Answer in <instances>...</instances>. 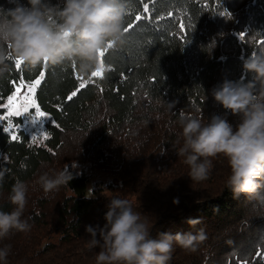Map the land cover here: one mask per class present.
Wrapping results in <instances>:
<instances>
[{
	"label": "trees",
	"instance_id": "16d2710c",
	"mask_svg": "<svg viewBox=\"0 0 264 264\" xmlns=\"http://www.w3.org/2000/svg\"><path fill=\"white\" fill-rule=\"evenodd\" d=\"M127 2L125 26L133 27L122 44L101 57L112 69L103 78L82 77L76 64L28 70L9 60L0 67V115L21 79L30 84L43 71L35 102L47 117V139L41 143L31 142L21 130L11 138L0 123V211L12 210V184L29 183L70 133L86 138L87 149L78 150L79 158L89 153L85 160L93 167L117 177L108 196L88 188L87 179L70 170L73 178L58 191L47 196L37 191L31 199L35 206L24 213L30 229L18 232L13 246L0 243V248L10 246L0 264H94L98 249H89L85 226H103L108 198L126 195L134 196L129 199L133 206L153 224V237L205 230L207 239L195 252L174 245L169 264H264V209L253 208L243 194L235 199L225 187L227 161L216 158L209 178L196 183L176 152L182 146L181 112L199 116L202 109L206 120L227 115L233 126L238 122L214 101L211 90L224 79H251L242 72V57L264 50V0ZM0 5L12 7L7 0ZM135 15L142 19L136 21ZM186 18L188 30L181 28ZM81 83L85 87L69 101ZM119 163L122 167L114 169ZM193 219L200 222L189 224ZM31 232L43 241L28 244Z\"/></svg>",
	"mask_w": 264,
	"mask_h": 264
},
{
	"label": "clouds",
	"instance_id": "9594fccd",
	"mask_svg": "<svg viewBox=\"0 0 264 264\" xmlns=\"http://www.w3.org/2000/svg\"><path fill=\"white\" fill-rule=\"evenodd\" d=\"M7 3L12 7L0 5V67H6L11 60L19 61L28 70L76 64L82 77L111 71L109 65L101 63L99 53L123 43L129 13L127 0ZM242 72L251 74V79L245 82L243 75L237 80L224 79L211 90L214 101L226 113L238 117L235 126L227 115H213L206 120L202 109L199 116L181 112L182 146L176 152L184 158L189 168L187 175L196 183L207 180L213 161L222 157L228 167L225 187L233 197L239 199L243 194L253 208L264 209V50L242 57ZM3 177L0 172V181ZM72 178L65 170L43 172L35 185L47 196ZM28 194L29 183L17 180L12 184L8 195L12 210L0 211V240L30 229L24 218ZM108 201L103 226H85L89 249H98L94 264H169L174 245L195 252L207 239L203 228L195 233L161 232L153 237V224L129 199L112 196ZM173 203L178 204V198ZM199 222L188 221L191 225ZM9 252L10 246L0 248V262L6 261Z\"/></svg>",
	"mask_w": 264,
	"mask_h": 264
},
{
	"label": "rangeland",
	"instance_id": "374dc122",
	"mask_svg": "<svg viewBox=\"0 0 264 264\" xmlns=\"http://www.w3.org/2000/svg\"><path fill=\"white\" fill-rule=\"evenodd\" d=\"M39 78V77H37ZM36 78V79H37ZM26 84V83H24ZM20 86V83H18L15 87L13 92L15 91L16 87ZM27 90L23 87H21V95H23ZM13 92L10 94L12 95ZM8 103L7 98L4 100L1 107L4 109V113L0 116H4L5 119L3 121H0L1 125L4 127V129L10 134V137H16L18 132L21 130L23 133L27 135L29 140L33 143H41L44 140L45 130H44V123L47 120V117L40 118V121H37L36 123H32L29 117H35L36 115V102L35 107L29 106V110L27 113H23L22 115H11L9 116V111H15V108L17 105H13L12 109H9L5 107V105ZM21 112H23V109H21ZM70 135V136H69ZM67 137L63 140L62 146L60 149H58L53 156V159L47 163L42 165L39 170L35 173L31 181L29 182V194H28V205L27 207H34L33 203H31V199L34 195L37 194V191H41L38 185H35L36 178L42 174L43 172H49L50 174L54 172H58L61 170L65 171H72L75 174H81L87 179V186L88 188L97 189V191H101V193H104L105 195L113 194L115 190H110L111 186L117 184L116 176L112 175L111 172L107 171L103 167H93L92 162L85 160L88 158V154H84L82 157L79 158L78 150H84V148L87 149V142L86 138L82 139L81 136H77L75 138L76 134H69ZM74 139V140H73ZM73 147H76L73 151ZM94 157V156H92ZM122 164H117V167L114 166L113 168L116 170H119L120 166ZM160 184V183H159ZM111 185V186H109ZM166 186V184H164ZM172 190V187L171 189ZM89 193V191H88ZM123 198L128 199H134V196L130 197L129 195H126V197L123 196ZM26 207V209H27ZM146 207V206H145ZM148 213L151 214L153 209L152 205L148 207ZM26 211V210H25ZM38 234V233H37ZM34 232H31V236L29 235V242L39 243V238L35 237ZM19 240V234L18 232H14L11 234L8 238H5L3 240H0V243L2 245H11L13 246L15 242ZM25 251V250H24Z\"/></svg>",
	"mask_w": 264,
	"mask_h": 264
},
{
	"label": "snow or ice",
	"instance_id": "6c2138e0",
	"mask_svg": "<svg viewBox=\"0 0 264 264\" xmlns=\"http://www.w3.org/2000/svg\"><path fill=\"white\" fill-rule=\"evenodd\" d=\"M144 11L147 12L149 9V5L147 3H145L143 5ZM142 19L141 15H135V20L136 21H140ZM133 27V25L131 23H128L125 26V33L129 32V30ZM181 28H183L184 30H188L191 28V24L187 21V18L185 19V23L181 25ZM264 43V42H262ZM111 48V47H109ZM106 48L105 50H103L102 52L99 53V55L102 57L104 55V53L107 51ZM102 64L103 61H101ZM15 65L17 67L21 66V63L19 61H15ZM111 68V66H110ZM112 70V69H111ZM103 71H98V72H93L92 73V77H101L103 78ZM45 73L43 71L39 72V78L35 79L32 83L30 84H24L23 83V79H21L20 82V86L16 87L15 91L13 92L12 95H9L7 97V101L8 103L5 105V107L12 109L13 105H17V107L15 108V111H9L8 115H22L23 113H27L29 110V106H33L35 107V89L37 86L40 85L41 80L43 79ZM21 87L25 88L27 91L21 95ZM85 87V83H81L79 85V87L76 89V91H73L71 93V95H69L67 97V99L70 101L72 100L73 97H75L77 95V93L83 89ZM21 109H23V112H21ZM46 116V113L44 111H41L39 109V107H36V115L35 117H29V119L31 120L32 123H36L37 121H40V118H43ZM5 119L4 116H0V121H3ZM15 138V137H13ZM45 139H47V137H44Z\"/></svg>",
	"mask_w": 264,
	"mask_h": 264
},
{
	"label": "built area",
	"instance_id": "2783aa9c",
	"mask_svg": "<svg viewBox=\"0 0 264 264\" xmlns=\"http://www.w3.org/2000/svg\"><path fill=\"white\" fill-rule=\"evenodd\" d=\"M20 83V82H19Z\"/></svg>",
	"mask_w": 264,
	"mask_h": 264
}]
</instances>
